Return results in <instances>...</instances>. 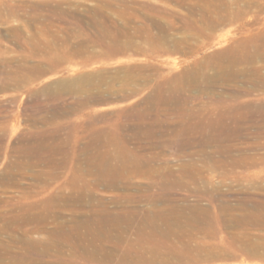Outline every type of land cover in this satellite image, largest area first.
<instances>
[{
	"label": "rangeland",
	"instance_id": "1",
	"mask_svg": "<svg viewBox=\"0 0 264 264\" xmlns=\"http://www.w3.org/2000/svg\"><path fill=\"white\" fill-rule=\"evenodd\" d=\"M33 1L53 2L56 8L44 6L36 11L32 8L29 13L19 9L20 19L0 20L3 263L264 264V148L246 150L247 154L235 150L225 156L212 155L209 149L210 156L205 157L181 152L180 148L182 141L193 135L187 131L193 125L187 118L182 123L180 114L184 116L191 108L204 109L211 92L228 93L233 89L220 82L214 86L209 81L214 74L212 69L202 70L199 77H190L185 70L194 61L209 59L239 39L254 33L264 35V0L260 9L249 10L242 20L227 26L214 21L213 25L199 22L197 26H188L189 8L197 0H186L184 5L174 0H1L0 10L6 13L14 4L20 8L25 3L33 5ZM196 16L200 17L197 11ZM214 16L217 17L216 13ZM152 18L166 21L167 30H149L148 20ZM15 29L17 33H13ZM189 31L196 35L192 44L198 53L194 55L188 53L190 45L184 46L181 53L149 50L148 34L164 35V40H168L164 42L165 48H172L175 39L189 36ZM127 41L145 52L124 49ZM45 46L49 53H45ZM113 46H118L119 52ZM138 68H144V75L149 78L146 86L138 80L123 90L124 80L137 75ZM134 84L139 90L126 101L122 97L132 94ZM96 87L104 99L100 102L85 106L76 101L77 96H71ZM157 96L170 101L167 104L156 100ZM255 101L264 102L263 90L242 97V104ZM143 110L146 116L142 119L138 114ZM248 117L247 120L239 117L237 123L227 119L214 130L217 134L230 129L240 132L257 121V117ZM172 127L178 133L170 136L167 131ZM144 136L147 140H143ZM255 142L241 141L247 147L255 146ZM241 143L239 146L245 149ZM130 154L138 155L143 167L155 169L159 174L173 170L174 178L187 186L175 185L174 179L164 182L156 173L136 174L132 171ZM184 163L197 164L195 170L188 168L183 172ZM114 181L118 185L110 188ZM167 195L171 199H165ZM185 243L192 246L188 248ZM152 253L163 262H153Z\"/></svg>",
	"mask_w": 264,
	"mask_h": 264
},
{
	"label": "bare ground",
	"instance_id": "2",
	"mask_svg": "<svg viewBox=\"0 0 264 264\" xmlns=\"http://www.w3.org/2000/svg\"><path fill=\"white\" fill-rule=\"evenodd\" d=\"M1 1V0H0ZM38 1V0H37ZM44 1V0H43ZM50 1V0H49ZM53 1V0H52ZM147 1V0H146ZM171 1V0H170ZM177 4H183L185 3L186 0H174ZM6 2V1H5ZM31 2V1H30ZM61 2V1H60ZM66 2V1H65ZM64 2V4H65ZM166 2V1H165ZM33 5L25 3L20 5L14 4L12 7H10L6 13H2V11L0 10V20L3 19V21L8 22L10 19H14L18 16L19 14V9L23 10L22 12L25 13H29L30 11H32L33 9H35V11L37 9H42L44 8V6L47 7H53L56 5H53V2H36L34 3V1L32 2ZM62 3V2H61ZM104 3V2H103ZM135 3V2H134ZM143 3V2H142ZM191 3V2H190ZM68 4V3H67ZM136 4V3H135ZM153 4V3H152ZM174 4V3H173ZM261 0H197L196 2L193 3L194 6H191L189 8V15L187 16L186 20V24H188V26H197L199 24V22L202 24L205 23H211V21H214V24H218L223 25V24H232L235 23L236 21H240L243 19V17L245 16V14L250 10H257L261 8ZM69 5V4H68ZM129 5V4H128ZM157 5V4H156ZM165 5V4H164ZM63 6V5H62ZM67 6V5H66ZM133 6V5H132ZM163 6V5H162ZM168 6H171L170 4ZM105 8V6H103ZM33 8V9H32ZM156 8V7H155ZM174 8V7H173ZM3 9V8H0ZM40 9V10H41ZM54 9V8H53ZM60 9V8H59ZM70 9V8H69ZM171 9V8H170ZM152 10V8H151ZM123 11V10H122ZM150 11V10H149ZM196 11L199 12L200 17L196 16ZM217 11L218 14H217ZM33 12V11H32ZM177 12V11H176ZM57 13V12H56ZM127 13V12H126ZM149 13V12H148ZM162 13V12H161ZM214 13H216L217 17L214 16ZM23 14V13H22ZM155 14V13H154ZM158 14V13H157ZM172 14V13H171ZM26 14H24L25 16ZM28 15V14H27ZM160 15V14H159ZM185 15V14H184ZM144 16V15H143ZM153 16V15H152ZM157 17V15H155ZM165 16V15H164ZM168 16V15H167ZM122 17V16H121ZM148 17V15H147ZM154 17V16H153ZM162 17V16H160ZM19 18V17H17ZM22 18V17H21ZM110 18V17H109ZM159 18V17H157ZM180 18V17H179ZM20 19V18H19ZM123 19V18H121ZM148 19V18H147ZM154 18H152V20L149 22L148 20V29L151 30L150 28H155L156 30H160V31H165L167 30V25L164 23V21L162 20H153ZM165 19V18H164ZM15 20V19H14ZM40 20V19H39ZM82 20V19H81ZM84 20V19H83ZM119 20V19H118ZM125 20V19H124ZM134 20V19H133ZM19 21V20H18ZM35 21V20H34ZM90 21V20H89ZM32 22V21H31ZM38 22V21H37ZM84 22V21H83ZM133 22V21H132ZM136 22V21H135ZM168 22V21H167ZM256 22V21H255ZM28 23V22H27ZM111 23V22H110ZM134 23V22H133ZM239 23V22H238ZM242 22H240L239 24H241ZM260 23V21H259ZM30 24V22H29ZM119 24V23H118ZM212 24V23H211ZM210 24V25H211ZM246 24V23H245ZM31 25V24H30ZM36 25V24H35ZM84 25V24H83ZM82 25V26H83ZM141 25V24H139ZM181 25V24H180ZM213 25V24H212ZM20 28V25H17ZM16 26V27H17ZM116 26V25H115ZM121 26V25H120ZM227 26V25H226ZM132 27V26H131ZM191 29H194L192 28ZM208 27V26H206ZM213 27V26H212ZM210 27V29L212 28ZM218 27V26H217ZM238 27V26H237ZM243 27V25H242ZM95 28V27H94ZM124 28V27H123ZM221 28V27H220ZM119 29V28H118ZM178 29V26H177ZM196 29V28H195ZM208 29V30H210ZM237 29V28H236ZM239 29V28H238ZM245 29V28H244ZM247 29V28H246ZM176 30V29H175ZM183 30V29H182ZM205 30V29H204ZM203 30V31H204ZM18 29L14 30L13 33H17ZM22 31V30H21ZM39 31V30H38ZM109 31V30H108ZM111 31V30H110ZM191 31V30H190ZM189 31V32H190ZM47 32V31H46ZM91 32V31H90ZM89 32V33H90ZM136 32V31H135ZM161 32V33H162ZM167 32V31H166ZM177 32V31H176ZM12 33V34H13ZM98 33V32H97ZM110 33V32H109ZM115 33V32H114ZM175 33V32H174ZM205 33V32H204ZM210 33V32H209ZM208 33V34H209ZM104 34V33H103ZM125 34V33H123ZM176 34V33H175ZM201 34V33H200ZM203 34V33H202ZM201 34V35H202ZM22 35V34H20ZM106 35V34H105ZM162 34H158L155 35L152 33L147 35V40H149L150 42V48L149 50L152 51H162V52H166V53H181L183 52V48L184 46L190 45V47L188 48L189 52L191 55H194L195 53H198L194 44H192V41L196 38V35H186L187 37L182 38L181 40H177L178 38H176L175 40V45L172 48H165V43H167L168 40H164V35L163 37L161 36ZM184 35V34H183ZM102 36V35H101ZM126 36V35H125ZM25 37V36H24ZM99 37V36H98ZM109 37V36H108ZM174 37V36H173ZM103 38V37H102ZM106 38V37H105ZM114 38V37H113ZM116 38V37H115ZM172 38V37H171ZM198 38V37H197ZM201 38V37H200ZM239 38V37H238ZM101 39V38H100ZM122 39V38H121ZM168 39V38H167ZM174 39V38H173ZM34 40V39H33ZM68 40V39H67ZM76 40V39H75ZM91 40V39H90ZM97 40V39H96ZM109 40V38H108ZM111 40V39H110ZM207 40V39H206ZM72 41V40H71ZM86 41V40H85ZM136 41V40H135ZM174 41V40H173ZM197 41V40H196ZM102 42V41H101ZM163 42V43H162ZM31 43V42H30ZM62 43V42H61ZM73 43V42H72ZM157 43H162L160 44V46H157ZM173 43V42H172ZM194 43V42H193ZM196 43V42H195ZM64 44V43H63ZM117 44V43H116ZM73 45V44H72ZM93 45V44H92ZM91 45V46H92ZM164 45V46H162ZM30 46V45H29ZM44 46V45H43ZM90 46V47H91ZM124 46V47H123ZM122 47L124 49H128L130 47L131 51L134 50V52L138 53V52H145V50H143L140 46H138L137 44H134L132 42L127 41V44L123 45ZM142 46V45H141ZM145 46V45H143ZM37 47V46H36ZM35 47V48H36ZM46 47V46H45ZM50 47V46H49ZM122 49V53H123V48ZM96 48V47H95ZM113 48L115 49L114 51L117 52L118 50V46H113ZM40 49H42L40 47ZM39 49V50H40ZM44 49V48H43ZM76 49V48H75ZM46 50L45 53H49V49H47V47L44 49ZM43 50V51H44ZM71 50V49H70ZM107 50V49H106ZM187 50V51H188ZM32 51V50H31ZM59 51V50H58ZM61 51V50H60ZM63 51V50H62ZM65 52V51H64ZM115 52L114 55H115ZM119 52V51H118ZM133 52V51H132ZM186 52V51H185ZM184 52V53H185ZM42 53V52H41ZM68 53V52H67ZM66 53V54H67ZM101 53V52H100ZM110 53V52H109ZM121 53V54H122ZM129 53V52H128ZM43 54V53H42ZM90 54V53H89ZM187 54V52H186ZM185 54V55H186ZM189 54V55H190ZM51 55V54H50ZM188 55V54H187ZM186 55V56H187ZM191 61V60H190ZM67 62V61H66ZM188 62V61H187ZM259 62H261V65H259ZM188 65V64H187ZM28 66V65H27ZM40 66V65H38ZM53 66V65H52ZM86 66V65H85ZM43 67V66H42ZM152 67V66H151ZM189 68H187L185 70L184 73H187L186 75L188 76H200L201 73H203L202 70L205 69H212L214 71V74L212 76H210L209 81L212 80L213 84L215 83L214 86H216V84L220 82V84H224V85H229L231 86L230 88L233 87V89H230V91L228 93H220L216 94V93H212V95H210V101L206 102V107L202 110L199 111H194L191 108V111L187 112L184 114V116H181L182 114H180V118H181V122L183 120V118H187L186 120H188L189 124L193 125V126H189L188 130L189 132H191L193 135H190L189 138L185 139L184 141H182L180 148L182 149L181 152L186 153L188 151V153L190 155H200L201 157H205V156H210L208 154V150L211 149L212 150V155H217L219 154L220 156H225V155H231L235 150H238L239 152L241 151L242 154H247L246 150L249 149H253V150H259L261 148H264V142H259V139H264V102H251L248 104H242V97L244 96H250L253 94V92L255 90H263L264 91V35L262 33H254L251 34L249 36H246L245 38L239 39L237 41H235L234 43H232L231 45H229L227 48L223 49L222 52H220L217 55L211 56L209 59H205L204 61H200V60H196L194 61L193 64L188 66ZM26 68V67H25ZM35 67H33L34 69ZM40 68V67H39ZM54 68V67H53ZM81 68V67H80ZM110 69V68H109ZM139 69V73L137 75H133L131 76L129 79H125L124 81L126 82V84H124L122 86V89H127V87L130 85L131 83H136L138 82V80L142 81V86H146L145 82L149 81L147 80V76L145 77L144 75V68H138ZM39 70V69H38ZM126 70V69H125ZM135 70V69H134ZM137 70V69H136ZM143 70V71H142ZM146 70V69H145ZM22 71V70H21ZM31 71V69L29 70ZM37 71V70H36ZM124 70L122 69V72ZM135 72V71H134ZM148 72V71H147ZM3 73V72H2ZM132 73V71H131ZM130 73V74H131ZM183 73V72H182ZM4 75V74H2ZM203 75V74H202ZM34 76V75H33ZM39 76V75H38ZM198 76V77H199ZM208 76V75H207ZM40 77V76H39ZM204 77V75H203ZM206 77V76H205ZM153 78V76L151 77ZM179 78V77H178ZM177 78V79H178ZM184 78V77H183ZM77 79V78H76ZM124 79V78H122ZM149 79V78H148ZM1 80V79H0ZM112 80V79H111ZM195 80V79H194ZM199 80V79H198ZM8 81V80H7ZM63 81V80H62ZM116 81V80H115ZM123 81V82H124ZM177 81V80H176ZM141 83V82H139ZM199 83V82H198ZM115 84V83H114ZM191 84V83H190ZM193 83V87H194ZM212 84V85H213ZM242 84V85H240ZM53 86V85H52ZM129 86V87H130ZM141 86V87H142ZM99 87V86H98ZM98 87L93 88L91 90H84L81 91L82 93H76L75 95H71L73 98H75L77 96V102L81 105H91L93 103H97L100 102L103 99L102 94L100 93ZM177 87V85H176ZM201 87V86H200ZM14 88V87H13ZM143 88V87H142ZM243 88V89H242ZM156 89V88H155ZM160 89V88H159ZM180 89V88H179ZM229 89V87H228ZM52 90V89H51ZM122 90V91H123ZM132 94H126L124 95L122 98H124L126 101L127 99H129L131 96H133L134 94H136L138 92V87L135 86L132 88ZM145 90V88H144ZM103 91V90H102ZM115 91V90H114ZM128 91V90H126ZM125 91V92H126ZM117 92V91H115ZM124 92V93H125ZM131 92V91H130ZM225 92V91H224ZM163 94V93H162ZM161 95V94H160ZM191 95V94H190ZM263 95V94H262ZM201 96V95H200ZM50 97V96H49ZM115 98V97H113ZM201 98V97H199ZM119 99V98H118ZM147 102L150 99V97L146 98ZM145 99V101H146ZM152 99V98H151ZM185 99V98H184ZM193 99V97H192ZM122 100V99H121ZM154 100V99H152ZM156 100H161L162 102H166L168 104V100L167 98H162L160 96L156 97ZM198 100V99H197ZM204 100V99H203ZM187 101V100H186ZM185 101V102H186ZM76 102V103H77ZM150 102V101H149ZM172 102V101H171ZM184 101H182L183 103ZM187 103V102H186ZM145 104V103H144ZM147 104V103H146ZM145 104V106H147ZM153 104V103H152ZM189 104V103H188ZM154 106V105H153ZM208 106H211L208 107ZM185 107V106H184ZM208 107V108H207ZM65 108V107H64ZM73 108V107H72ZM153 108V107H152ZM160 107H158L159 109ZM190 108V107H189ZM139 109V108H138ZM143 109V108H142ZM163 109V108H162ZM66 110V109H65ZM150 110V109H149ZM148 110V111H149ZM160 110V109H159ZM197 110V109H196ZM73 111V110H72ZM141 111V110H139ZM138 111V112H139ZM147 111V110H146ZM145 111V112H146ZM168 111V110H166ZM170 111V110H169ZM69 113V112H67ZM72 112H70L71 114ZM125 113V112H124ZM140 114H138V116L140 118H144L146 116V114H144V110L142 112H139ZM147 113V112H146ZM149 113H151V111H149ZM160 113V112H159ZM184 113V112H182ZM148 114V113H147ZM154 114V113H153ZM244 115H246V117H244ZM54 116V115H53ZM137 116V117H138ZM164 116V115H163ZM177 116V114H176ZM257 117V121H254L255 123L252 122V124L249 125V123H247V125H249L248 127H245V129L239 131H232V129H230L229 131L224 132L223 134H217L214 130V128H217V126H220L221 124H225L227 119H230L231 121H235L237 123V120L239 117H242V119L247 120V117ZM132 117V115H131ZM248 117V118H249ZM54 118V117H53ZM127 118V117H126ZM258 118L260 119L258 121ZM137 119V118H136ZM149 119V118H147ZM146 119V121H148ZM252 119V118H251ZM138 121H141V119H139ZM191 121V123H190ZM196 121V122H195ZM239 121V120H238ZM252 121V120H251ZM135 122V120H134ZM137 122V121H136ZM135 122V123H136ZM143 122V121H142ZM139 122V123H142ZM123 123V122H122ZM157 123V122H156ZM183 123V122H182ZM193 123V124H192ZM228 123V122H227ZM133 124V122L131 123ZM124 125V124H123ZM129 125V124H128ZM138 125V124H137ZM227 125V124H226ZM235 125V124H234ZM246 126V124H243ZM188 126V125H187ZM122 127V126H121ZM129 127V126H127ZM155 127V126H154ZM153 127V128H154ZM174 127V126H173ZM172 127V130H168L167 132L169 133H174L176 132V129H174ZM138 128V127H137ZM186 128V127H185ZM174 129V130H173ZM225 129V128H224ZM227 129V127H226ZM238 129V128H237ZM134 130V129H133ZM137 130V129H136ZM144 130V129H143ZM146 130V129H145ZM157 130V129H156ZM179 130V129H178ZM220 130V129H218ZM182 131V130H181ZM185 131V130H184ZM152 132V131H151ZM153 133V132H152ZM166 133V132H165ZM178 133V131L176 132ZM138 134V133H136ZM156 134V133H155ZM181 134V133H180ZM151 135V134H150ZM160 135V134H159ZM194 135H198L197 137H195ZM126 136V135H125ZM171 136V135H170ZM169 136V137H170ZM174 136V135H173ZM134 137V136H133ZM136 139L139 137H137V135L135 136ZM145 137V136H144ZM147 137V135H146ZM145 137V139L143 140H147ZM149 137V136H148ZM151 137V136H150ZM157 137V136H156ZM160 137V136H159ZM168 137V136H167ZM180 137V136H178ZM124 138V137H123ZM134 139V138H132ZM137 139V140H138ZM149 139V138H148ZM151 139V138H150ZM171 139V138H170ZM247 139H254L256 144L255 146L252 145V147L250 146H245L241 143V141L243 142L244 140ZM94 140V139H92ZM129 140V139H128ZM153 140V139H152ZM172 140V139H171ZM170 140V141H171ZM174 140V139H173ZM96 141V140H95ZM139 141V140H138ZM156 141V139H155ZM94 142V141H93ZM141 143V141H139ZM149 142V140L147 141ZM158 142V141H156ZM164 142V141H162ZM101 143V142H100ZM144 143V142H143ZM141 143V144H143ZM159 143V142H158ZM240 143L245 146L244 148H241L239 145ZM152 144V143H151ZM155 144V143H154ZM157 144V143H156ZM155 144V145H156ZM166 144V143H165ZM245 144V143H244ZM93 145V144H92ZM248 145V144H247ZM28 146V145H27ZM26 146V147H27ZM46 146V145H45ZM137 146V145H136ZM145 146V145H144ZM147 146V145H146ZM152 146V145H151ZM150 146V147H151ZM154 146V145H153ZM152 146V147H153ZM166 145H164L165 147ZM94 147V146H93ZM139 148V147H138ZM21 149V148H20ZM24 149V148H23ZM135 149V148H134ZM141 149V148H139ZM138 149V150H139ZM149 149V148H148ZM127 150V148L125 149ZM129 150V149H128ZM137 150V151H138ZM151 150V149H150ZM153 150V149H152ZM243 150V151H242ZM27 151V150H26ZM136 151V150H134ZM29 152V151H28ZM92 152V151H91ZM26 153V152H25ZM67 153V152H66ZM139 153V152H138ZM131 155V162H132V171L136 172V174H140V175H152L154 173L158 174L159 178H161L164 182L169 180V179H174V183L175 185L179 186V185H186L187 183H184L182 180L174 178L175 172L173 170H170L169 173H161L160 172H156L155 169H152L150 167H143L141 162H138V155L135 154H130ZM152 155V154H151ZM150 155V156H151ZM160 155V154H159ZM167 155V154H166ZM182 155V154H181ZM243 156V155H242ZM127 157V156H126ZM187 157V156H186ZM190 157V156H189ZM215 157V156H214ZM109 158V157H108ZM113 158V157H112ZM191 158V157H190ZM242 158V157H241ZM121 159V158H120ZM123 159V156H122ZM121 159V160H122ZM167 159V158H166ZM193 159V158H191ZM253 159V158H252ZM259 159V158H258ZM119 160V159H118ZM127 160V159H126ZM150 160V159H149ZM194 160V159H193ZM192 160V161H193ZM247 160V159H246ZM245 160V166L247 165L246 163H248ZM143 161V160H142ZM120 162V160L118 161ZM123 162V161H122ZM213 162V161H212ZM124 163V162H123ZM127 163V162H126ZM240 163V161H239ZM243 163V162H242ZM197 164V163H196ZM196 164H190V166L186 163H184L182 165V171L183 172H187L189 169L188 168H196ZM207 165V164H206ZM220 165V164H219ZM127 166V165H126ZM129 166V165H128ZM125 167V166H124ZM168 168V167H167ZM166 168V169H167ZM172 168V167H171ZM169 168V169H171ZM179 168V167H178ZM106 170V169H105ZM195 170V169H194ZM121 171V170H120ZM167 171V170H166ZM115 172V171H114ZM117 172V171H116ZM191 174V175H190ZM190 178L192 181H195V176H193V173H190ZM117 176V175H116ZM122 176V175H121ZM135 176V175H134ZM132 177V176H131ZM179 177V176H178ZM138 178V177H137ZM151 178V177H149ZM154 179V178H153ZM124 180V179H123ZM151 181V180H150ZM172 181V180H171ZM99 182V181H98ZM121 182V181H120ZM157 182V181H156ZM97 183V182H96ZM118 182L114 181V183H110V188H114L115 186H117ZM161 183V182H160ZM170 183V182H169ZM182 183V184H181ZM96 185V184H95ZM108 185V184H107ZM162 185V184H161ZM165 185V184H164ZM187 186V185H186ZM105 187V186H104ZM106 188V187H105ZM117 188V187H116ZM197 189V188H196ZM211 189V188H210ZM206 190V189H205ZM196 191V190H195ZM146 193V192H145ZM167 193V192H166ZM256 193V192H255ZM80 194V193H79ZM163 195V194H162ZM160 196V195H159ZM164 196V195H163ZM221 197H224L227 199L226 195H220ZM83 197V196H81ZM85 197V196H84ZM171 195H167L166 197H164L165 199H171L170 198ZM74 198V197H73ZM77 198V197H76ZM248 198V197H247ZM251 198V197H250ZM249 198V199H250ZM67 199V198H66ZM79 199V198H78ZM81 199V198H80ZM84 199V198H82ZM134 199V198H133ZM76 200V199H74ZM146 200V199H145ZM253 200V198H252ZM128 201V200H127ZM171 201V200H170ZM230 201V200H229ZM255 201V200H254ZM71 202V201H70ZM142 202V201H141ZM173 202V201H172ZM68 203V202H67ZM83 203V201H82ZM95 203V202H94ZM81 204V202H80ZM104 204V203H103ZM146 204V203H145ZM185 204V203H184ZM66 205V204H65ZM72 206V205H71ZM78 207V205H76ZM73 207V206H72ZM76 207V208H77ZM80 207V206H79ZM146 207V206H145ZM193 207V206H192ZM238 207V206H237ZM254 207V206H253ZM104 208V207H103ZM158 208V207H157ZM166 207H164L165 209ZM187 208V207H186ZM198 208V207H197ZM66 209V208H65ZM78 209V208H77ZM101 209V207H100ZM153 209V208H152ZM189 209V208H188ZM193 209V208H192ZM196 209V208H195ZM201 209V208H200ZM232 209V208H231ZM240 209V208H239ZM255 209V208H254ZM103 210V209H102ZM158 210V209H157ZM169 210V208H168ZM180 210V209H179ZM197 210V209H196ZM199 210V208H198ZM156 211V209H155ZM99 213V211H97ZM154 212V211H152ZM158 212V211H157ZM165 212V210L163 211ZM190 212V210H189ZM195 212V211H194ZM80 213V212H79ZM95 213V212H94ZM160 213V211H159ZM162 213V212H161ZM169 213V212H167ZM166 213V214H167ZM188 213V212H187ZM196 213V212H195ZM118 214V213H117ZM124 214V213H123ZM144 214V213H143ZM165 214V215H166ZM162 215V214H161ZM185 215V213H184ZM43 216V215H42ZM153 216V215H152ZM164 216V215H163ZM162 216V217H163ZM183 216V215H181ZM127 217V216H126ZM33 218V217H32ZM38 218V217H37ZM116 219V218H115ZM119 219V218H118ZM132 219V218H131ZM254 219V218H253ZM41 220V219H40ZM107 220V219H106ZM251 220V219H250ZM28 221V220H27ZM30 221V220H29ZM98 221V220H97ZM114 221V220H113ZM254 221V220H253ZM40 222V221H39ZM117 222V221H116ZM46 223V222H45ZM39 224V223H38ZM117 224V223H116ZM115 224V225H116ZM240 225V224H239ZM118 226V225H116ZM159 226V225H158ZM165 226V225H164ZM172 226V225H171ZM36 227V226H35ZM43 227V226H42ZM112 227V226H111ZM137 227V226H136ZM233 227V226H232ZM236 227V225H235ZM9 228V227H8ZM129 228V227H128ZM7 229V228H6ZM10 229V228H9ZM8 229V230H9ZM35 229V228H34ZM243 229V228H242ZM142 230V229H141ZM173 230V229H172ZM34 231V230H33ZM127 231V230H126ZM248 231V230H247ZM94 232V231H93ZM134 232V231H133ZM145 232V231H144ZM148 232V231H147ZM7 233V232H6ZM32 233V231H31ZM101 233V232H100ZM118 233V232H117ZM173 233V232H172ZM92 234V233H91ZM185 237V236H184ZM190 237V236H189ZM13 238V237H12ZM183 238V236H182ZM37 240V239H36ZM190 240V239H188ZM188 240H186L188 242ZM116 242V241H115ZM114 242V243H115ZM183 242V241H182ZM189 242H192L189 241ZM36 244V243H35ZM139 244V242H138ZM186 244V243H185ZM95 245V244H94ZM116 245V244H115ZM184 245V244H183ZM187 245V244H186ZM190 245V244H188ZM187 245V247H188ZM202 245V244H201ZM205 245V244H204ZM34 246V245H33ZM192 246V245H190ZM189 246V247H190ZM207 246V245H206ZM188 247V248H189ZM213 247V246H212ZM207 249V247H206ZM211 249V248H209ZM220 249V248H219ZM137 250V249H136ZM159 250V248L157 249ZM196 250V249H195ZM208 250V249H207ZM215 250V249H212ZM56 251V250H55ZM138 251V250H137ZM146 251V250H145ZM189 251V250H188ZM200 251V250H199ZM219 251V250H218ZM96 252V251H94ZM107 252V250H106ZM109 252V251H108ZM116 252V251H115ZM124 252V251H123ZM128 252V251H127ZM126 252V253H127ZM134 252V251H133ZM144 252V251H143ZM147 252V251H146ZM151 252V251H150ZM160 252V251H159ZM211 252V251H210ZM209 252V253H210ZM217 252V251H216ZM220 252V251H219ZM55 253V252H54ZM63 253V252H62ZM84 253V252H83ZM111 253V252H110ZM135 253V252H134ZM171 253V252H170ZM200 253V252H199ZM208 253V255H210ZM91 254V253H90ZM100 254V253H99ZM103 254V253H102ZM145 254V253H144ZM153 254V253H152ZM172 254V253H171ZM188 254V252H187ZM204 254V253H203ZM202 254V255H203ZM214 254V253H213ZM212 254V255H213ZM219 254V253H218ZM226 254V253H225ZM224 254V256H225ZM228 254V253H227ZM148 255V253H147ZM175 255V254H174ZM215 255V254H214ZM222 255V254H221ZM4 256H5V252L0 250V263L1 264H5L3 262L4 261ZM111 256V255H110ZM146 256V255H145ZM151 256V255H150ZM169 256V255H168ZM195 256V255H194ZM223 256V255H222ZM227 256V255H226ZM114 257V256H113ZM164 257V256H163ZM174 259V256H172ZM203 257V256H202ZM221 257V256H220ZM116 258V257H115ZM133 258V257H132ZM152 259L153 262L155 263H162L163 260L159 259V255H152L150 257ZM178 259V257H175ZM197 258V257H196ZM194 258V259H196ZM200 258V257H199ZM210 258V257H209ZM214 258V257H213ZM91 259V258H90ZM100 259V258H99ZM104 259V258H103ZM110 259V258H109ZM142 259V258H141ZM208 259V258H206ZM98 260V259H96ZM105 260V259H104ZM145 260V259H144ZM166 260V259H165ZM201 260V259H200ZM11 261V260H10ZM108 261V260H107ZM116 261V259H115ZM128 261V260H127ZM142 261V260H141ZM139 261V262H141ZM148 261V260H147ZM151 261V260H150ZM106 262V261H105ZM110 262V261H109ZM135 262V261H134ZM143 262V261H142ZM172 262V260H171ZM178 262V261H177ZM180 262V261H179ZM111 263V262H110ZM128 263V262H127ZM130 263V262H129ZM21 264V263H20ZM149 264V263H148ZM151 264V262H150Z\"/></svg>",
	"mask_w": 264,
	"mask_h": 264
}]
</instances>
